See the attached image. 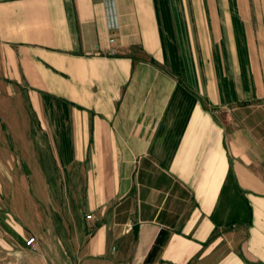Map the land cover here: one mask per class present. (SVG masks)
Listing matches in <instances>:
<instances>
[{"label": "crops", "instance_id": "1", "mask_svg": "<svg viewBox=\"0 0 264 264\" xmlns=\"http://www.w3.org/2000/svg\"><path fill=\"white\" fill-rule=\"evenodd\" d=\"M0 264H264V0H0Z\"/></svg>", "mask_w": 264, "mask_h": 264}, {"label": "built area", "instance_id": "2", "mask_svg": "<svg viewBox=\"0 0 264 264\" xmlns=\"http://www.w3.org/2000/svg\"><path fill=\"white\" fill-rule=\"evenodd\" d=\"M86 218H92V215L91 214H87ZM34 244H35V237L34 236H31L29 239H27V245H30V246L33 247Z\"/></svg>", "mask_w": 264, "mask_h": 264}]
</instances>
